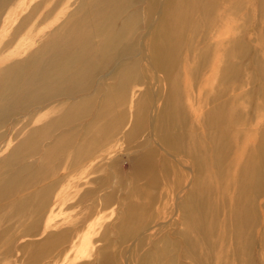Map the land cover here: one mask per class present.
<instances>
[{"label":"rangeland","instance_id":"rangeland-1","mask_svg":"<svg viewBox=\"0 0 264 264\" xmlns=\"http://www.w3.org/2000/svg\"><path fill=\"white\" fill-rule=\"evenodd\" d=\"M126 1L129 61L140 38L147 51L140 80L117 83L111 66L79 101L32 85L19 95L29 109L1 105L81 28L88 0H0V83L16 82L0 90V264H264V0H217L211 12V0H184L164 72L149 58L146 1ZM167 11L164 0L156 20ZM111 25L79 42L93 47ZM72 57L51 72L75 67ZM103 82L117 100L91 132L112 92L95 94ZM88 99L92 112L60 126ZM66 131L79 136L43 167Z\"/></svg>","mask_w":264,"mask_h":264},{"label":"bare ground","instance_id":"bare-ground-1","mask_svg":"<svg viewBox=\"0 0 264 264\" xmlns=\"http://www.w3.org/2000/svg\"><path fill=\"white\" fill-rule=\"evenodd\" d=\"M132 1V0H131ZM146 1V13H147V19L145 20L146 25H150V31H149V37L152 42V55H150L149 58L151 60L154 59V62L158 66H160L162 72H164L166 69L172 66L170 62V56L172 53V50L175 48V40L179 38L181 35L176 34L177 30L172 28V22L173 21H178L179 19L186 20V16H189L186 13L181 11V9L184 10L183 7L185 5H182L184 0H177L176 6L173 4L174 0H167V16L164 18H160L161 20L157 21L159 19V16L157 15V6L161 2V4L164 3V0H142ZM134 2V1H133ZM217 0H211L209 2V7L207 11H213L215 8L218 7V4H216ZM221 2V1H220ZM197 3V2H196ZM92 4L95 6L93 9H90ZM214 6V7H213ZM134 7L128 6V3L126 0H88V7L86 8V11L83 14L82 20L80 21V26L81 28L74 33L72 29H69L66 31V33L69 32V35L66 34V36H63L64 39L62 41V49H58L59 52L51 59L48 61L45 60L46 63H41V67L38 69L39 71L36 72L35 74V79L32 80V75L31 77H27L26 79H23L26 81L27 85L24 84L25 81L23 82H13L11 81V84L9 86L4 87L2 83H0V90L3 91V89L9 87L10 89H13L15 87L16 83V89L14 91H17L18 95L13 96V92H8L5 95V101H3L1 106H8L11 107L14 104H19L21 101L24 106H27L29 109V105L32 104V102L28 101L26 94L21 97L20 95V90L22 89H28L32 85H36L34 88V93L37 90L44 91L45 89H50L51 95L53 96V99H57L60 97H65V98H70V99H77L76 101L79 100H84V97L88 98L89 91L92 89V86L94 84V81L97 79V76L101 79L102 75L111 69V66H115V68L118 69L116 71V74L114 76L115 80L118 82H126L128 80L136 79L140 80V68H141V63L142 61L145 60L146 55V47L144 46L143 38H140V53L141 55L138 58L137 56L133 59L135 62L132 64L131 61V56L134 54L135 51H137V43L133 42L135 35L128 33L130 31V28L132 26L131 20H129L130 14L129 10ZM212 7L214 9H212ZM90 9V10H89ZM135 13L131 14L134 15ZM206 15H209V13H204ZM156 17L158 19L156 20ZM204 17V16H203ZM136 19V17H135ZM103 21H107L109 25L113 26L111 32L106 31V33H109L106 35L101 41L95 42V44L92 46H88V43H91V40H86L84 42H79V40L82 39V36L87 34V30L89 29H96L95 32H99L100 30L97 29L100 23ZM122 22V26L117 30H115L116 27H118L117 23ZM155 27V30L151 32ZM72 28V27H71ZM104 30V29H103ZM110 30V29H109ZM117 31V32H115ZM96 34V33H95ZM81 37V38H80ZM146 40V39H145ZM220 41V39H219ZM143 42V43H142ZM147 42V41H146ZM177 43V42H176ZM115 44V50L116 53L111 56V51H113L114 45ZM148 44V43H147ZM72 47L78 48V52H74L72 54L71 49ZM86 47L90 48L87 49ZM109 47V51L107 53L103 52V49H107ZM149 47V46H148ZM139 49V50H140ZM149 52V51H148ZM75 55V57L78 58V63L76 64L75 67L73 68H68L67 70L64 71L62 76L55 75L54 73L51 72V67L53 64L58 60L61 59L64 62L67 60L73 59L72 57ZM153 59H152V57ZM137 58V59H136ZM147 58V57H146ZM148 58V60H149ZM96 59H99L101 61H105L103 65L97 64L93 67V62H96ZM97 60V61H99ZM132 60V61H133ZM147 63V62H146ZM49 68V74H46ZM90 71H93V74L89 73ZM41 73V74H37ZM105 77V75H103ZM80 79L79 82L77 83L75 80ZM31 79V85H28ZM111 81V80H110ZM89 83H92L89 85ZM103 82V84L99 85L98 87H95V94H98V96L102 95L104 90H107V86ZM112 89V90H110ZM148 90V89H147ZM32 91V89H31ZM107 91H112L111 93H108V100L105 102V106L108 108L105 109V111H102L100 115L98 114L96 117V123H92L89 125V130L93 132V130L97 129V123L98 119L101 116L104 115H109L110 116V110L114 109V105L111 108L112 103H116V97H117V91H113V88H108ZM18 96V97H17ZM80 97V98H79ZM155 98V97H154ZM50 99V98H49ZM95 99V98H93ZM92 99V100H93ZM88 99L86 102H76L75 108L71 110V113H68L67 116H65L61 121L62 124L60 126H68L72 125L74 122L77 120L81 119L82 117H86L88 113L92 112L93 108L95 106L93 105V102L89 101ZM45 101H41V103H44ZM37 104H40L37 103ZM65 105V104H64ZM14 107V106H13ZM26 107V109H28ZM4 111V110H3ZM3 113V112H1ZM163 117L165 115V112L162 113ZM99 119V121H100ZM67 132V131H66ZM63 133L60 135L61 137L59 138V141L55 143L52 147L51 150H47L48 153V158H47V163L43 166H49V160L52 156L57 154L58 152L66 151L67 150V145H69L68 141L71 142L72 140L74 141V138L76 139L79 136V132H70V133ZM84 140L86 141V138L89 136L90 139L94 137V135H91V133H87L84 131L83 133ZM82 136V137H83ZM67 140V141H66ZM76 141V140H75ZM19 151L21 152L22 149L18 148ZM78 151L75 149V152ZM40 152L37 151V154ZM33 153V152H32ZM31 153V154H32ZM34 155V154H33ZM50 155V156H49ZM56 157V156H55ZM51 164V163H50ZM22 188L24 189V186L22 185ZM16 189V188H15ZM15 189H12L15 191ZM23 206L26 207V203H22ZM6 206V205H5Z\"/></svg>","mask_w":264,"mask_h":264}]
</instances>
